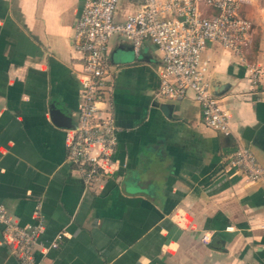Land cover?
<instances>
[{
    "label": "crops",
    "instance_id": "0c3cea01",
    "mask_svg": "<svg viewBox=\"0 0 264 264\" xmlns=\"http://www.w3.org/2000/svg\"><path fill=\"white\" fill-rule=\"evenodd\" d=\"M86 1L0 0V205L19 225L36 223L40 205L38 241L64 233L45 256L36 250L51 264H264V183L229 164L241 144L264 168V6L246 7L257 23L246 55L257 82L235 54L217 44L206 51L210 78L230 85L219 96L230 135L203 123L192 92L157 95L163 63L149 40L135 55L123 36L110 38L119 168L92 190L67 160L71 131L49 115L54 103L77 119L84 60L73 34ZM138 8L119 0L115 18ZM0 264H20L1 225Z\"/></svg>",
    "mask_w": 264,
    "mask_h": 264
},
{
    "label": "built area",
    "instance_id": "2783aa9c",
    "mask_svg": "<svg viewBox=\"0 0 264 264\" xmlns=\"http://www.w3.org/2000/svg\"><path fill=\"white\" fill-rule=\"evenodd\" d=\"M257 0H139V8L116 20L119 0H87L77 18L73 40L84 63L79 76L80 105L76 127L69 129L67 160L79 170L88 189L99 190L119 168L114 154L118 127L111 107L109 66L105 57L113 35L127 39L135 55L143 41L149 40L161 53L157 95L179 99L192 92L201 110L203 123L230 135L229 114L219 96L210 90V44L235 54L245 62L251 80L260 79L255 63H247L257 23L246 7ZM104 105L105 108H102ZM229 164L250 181L264 183V168L248 146L238 144ZM36 223L19 225L0 205V225L5 240L20 264H51L43 256L57 248L63 238L59 232L48 245L38 241L42 226L40 205L34 212ZM210 237L204 234L203 241ZM40 250L42 258L37 257Z\"/></svg>",
    "mask_w": 264,
    "mask_h": 264
},
{
    "label": "water",
    "instance_id": "95a60500",
    "mask_svg": "<svg viewBox=\"0 0 264 264\" xmlns=\"http://www.w3.org/2000/svg\"><path fill=\"white\" fill-rule=\"evenodd\" d=\"M209 84L211 92L216 96H220L225 93L230 86L229 83H215L213 77L210 78ZM49 115L51 117L52 122L57 126L64 127L67 129H73L76 127V122L73 121L71 116L64 113L54 103L50 104ZM252 131V128L247 127L245 129L243 137L249 139Z\"/></svg>",
    "mask_w": 264,
    "mask_h": 264
},
{
    "label": "rangeland",
    "instance_id": "374dc122",
    "mask_svg": "<svg viewBox=\"0 0 264 264\" xmlns=\"http://www.w3.org/2000/svg\"><path fill=\"white\" fill-rule=\"evenodd\" d=\"M257 1H259V3H260L262 6H264V0H257ZM249 6L254 7V4H251V5H249ZM250 51H251V48H250L248 54L251 53ZM250 63H251V62H250ZM256 64H257V63H256ZM262 65H264V63H263ZM262 67H263V66H262ZM4 208H5V207H4ZM5 210H6V208H5ZM6 211H7V210H6ZM7 212H8V211H7Z\"/></svg>",
    "mask_w": 264,
    "mask_h": 264
}]
</instances>
